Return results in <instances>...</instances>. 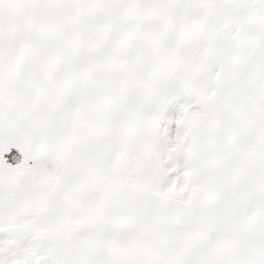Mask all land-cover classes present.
Listing matches in <instances>:
<instances>
[{"label": "snow or ice", "instance_id": "snow-or-ice-1", "mask_svg": "<svg viewBox=\"0 0 264 264\" xmlns=\"http://www.w3.org/2000/svg\"><path fill=\"white\" fill-rule=\"evenodd\" d=\"M0 264H264V0H0Z\"/></svg>", "mask_w": 264, "mask_h": 264}]
</instances>
